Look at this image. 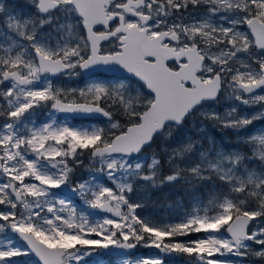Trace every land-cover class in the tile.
<instances>
[{"label": "snow or ice", "instance_id": "obj_1", "mask_svg": "<svg viewBox=\"0 0 264 264\" xmlns=\"http://www.w3.org/2000/svg\"><path fill=\"white\" fill-rule=\"evenodd\" d=\"M27 4L0 0V264H264V0Z\"/></svg>", "mask_w": 264, "mask_h": 264}, {"label": "trees", "instance_id": "obj_2", "mask_svg": "<svg viewBox=\"0 0 264 264\" xmlns=\"http://www.w3.org/2000/svg\"><path fill=\"white\" fill-rule=\"evenodd\" d=\"M198 127V125H197ZM183 129L179 130L182 131ZM193 134H196L197 129L192 128ZM178 131V132H179ZM207 135L209 137L214 138L217 142H221L222 139L225 140L227 137V140H230L233 138L231 133L229 131H226L224 134L218 133L217 128L213 127L211 124L207 125V128L205 129ZM177 133V132H176ZM183 136H185V133L177 135L178 139H183ZM175 141L179 140H173V141H167L166 143H174ZM160 141L157 142L155 148L160 152L161 158H163V153L161 152V148L164 146L159 145ZM167 171V169H165ZM151 199L155 202L151 204L148 208L144 209L148 214H152L157 217H163L170 213H174L179 210L177 207V201H183V204L185 207H187L190 203V197L187 192L183 188L177 187V188H165L163 192H158L152 195ZM172 205L170 208L169 205Z\"/></svg>", "mask_w": 264, "mask_h": 264}, {"label": "rangeland", "instance_id": "obj_3", "mask_svg": "<svg viewBox=\"0 0 264 264\" xmlns=\"http://www.w3.org/2000/svg\"><path fill=\"white\" fill-rule=\"evenodd\" d=\"M6 2L10 3V4H13L15 6V10L16 11H20V12H24V13H27L28 9H29V5L27 4V0H19L18 2H12L11 0H6ZM81 81V78H79V80H61L59 81V84L61 87H76V86H83L82 83H80ZM79 82V83H77ZM219 109L221 111H223V109L225 107H227V103H224V104H221L220 106H218ZM39 119H43V117H39ZM89 121H80V119L78 120H74L73 123H88ZM191 125H189L188 127L184 128L182 131H179L177 133L174 134V140H181V139H178L177 138V135H180V134H183L185 133L186 134H193V131L191 130ZM207 128V127H206ZM218 133H222L224 134L226 131H229L233 136V138H231L230 140H227V136L224 139H222L221 142H218V143H221L223 145H225L227 148H233V147H240V145L237 143V140H236V134L230 130V129H226V130H219L217 129ZM185 136H183L184 138ZM166 144V141H164L163 139L160 140V143L159 145L163 146ZM153 151L157 152V153H160L155 147L153 149ZM87 162V161H86ZM167 169V168H165ZM154 250L152 249H143L142 252H138L136 254V256H141V255H146V254H149L151 252H153ZM95 260H99L101 262V264H120V261L121 259H123L122 257L121 258H115L113 260H110L109 256L106 255V253H103L101 255H99L98 257H95L93 258ZM186 259V258H183V257H180V258H176L175 261H174V264H183V260Z\"/></svg>", "mask_w": 264, "mask_h": 264}, {"label": "flooded vegetation", "instance_id": "obj_4", "mask_svg": "<svg viewBox=\"0 0 264 264\" xmlns=\"http://www.w3.org/2000/svg\"><path fill=\"white\" fill-rule=\"evenodd\" d=\"M106 76H110V75H107V74L103 73V74H101V77L100 78H104ZM81 80H83L82 77H81ZM77 83H79V82H77ZM142 251H143V248H138V249H136L135 254H137L138 252H142ZM106 255L109 256L110 260H113L115 258H119L118 256H114L113 254L106 253Z\"/></svg>", "mask_w": 264, "mask_h": 264}, {"label": "water", "instance_id": "obj_5", "mask_svg": "<svg viewBox=\"0 0 264 264\" xmlns=\"http://www.w3.org/2000/svg\"><path fill=\"white\" fill-rule=\"evenodd\" d=\"M12 2H18L19 0H11ZM105 74H107V75H110V76H112L113 74L112 73H105ZM79 119V118H78ZM134 252L136 251V250H133ZM114 255V254H113ZM114 256H116V255H114Z\"/></svg>", "mask_w": 264, "mask_h": 264}]
</instances>
